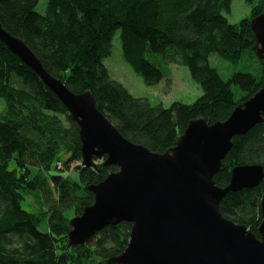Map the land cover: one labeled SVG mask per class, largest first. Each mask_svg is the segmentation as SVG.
<instances>
[{
    "label": "trees",
    "instance_id": "16d2710c",
    "mask_svg": "<svg viewBox=\"0 0 264 264\" xmlns=\"http://www.w3.org/2000/svg\"><path fill=\"white\" fill-rule=\"evenodd\" d=\"M246 1L250 14L230 24L224 14L232 0H47L44 14L36 11L40 0H0V24L71 92H90L97 109L124 138L165 153L190 121L222 122L260 90L264 61L256 55L250 25L264 13V0ZM116 30L124 61L146 85L169 77L147 59L158 55L167 65L185 66L202 95L192 104L173 102L168 108L134 97L104 64ZM211 55L230 62L247 57L259 68L256 74L223 77L210 63ZM0 99V264H117L112 259L128 244L129 223L106 227L82 246L68 243L70 219L93 203L88 187L117 168L104 166V158L93 159L94 167L81 166L76 123L1 41ZM10 162L15 168L9 169ZM249 164L264 169V123L232 138L213 177L215 185L227 186L232 168ZM70 168L74 178L60 174ZM263 195L264 178L253 189L228 193L219 212L259 238Z\"/></svg>",
    "mask_w": 264,
    "mask_h": 264
},
{
    "label": "water",
    "instance_id": "95a60500",
    "mask_svg": "<svg viewBox=\"0 0 264 264\" xmlns=\"http://www.w3.org/2000/svg\"><path fill=\"white\" fill-rule=\"evenodd\" d=\"M250 26L256 55L264 61V13ZM0 41L67 109L79 131L81 166L94 167L93 159L104 158V166L117 168L88 187L94 200L70 219V245L82 246L106 227L129 223L128 244L112 259L117 264H264V195L259 238L219 212L228 193L261 183L263 166H235L223 188L213 181L232 138L264 123V82L226 120L212 125L190 121L170 151L155 153L124 138L97 109L90 92H71L1 24Z\"/></svg>",
    "mask_w": 264,
    "mask_h": 264
},
{
    "label": "rangeland",
    "instance_id": "374dc122",
    "mask_svg": "<svg viewBox=\"0 0 264 264\" xmlns=\"http://www.w3.org/2000/svg\"><path fill=\"white\" fill-rule=\"evenodd\" d=\"M47 0H40L36 11L44 14ZM257 2H254L256 4ZM251 5L246 0H232L229 13L224 16L228 23L236 24L250 14ZM120 31L116 30L112 37V49L109 57L104 61L106 68L112 79L120 82L127 90L138 98H146L152 106L161 105L168 108L173 102L192 104L202 95V90L192 81L188 69L181 64H165L164 59L158 55H147V59L160 68L163 72L168 71L169 77H164L154 86L146 85L142 78L135 74L130 66L124 61L122 56L121 42L119 39ZM210 63L214 65L223 77H227L234 72H250L256 74L259 65L249 58H242L237 62L224 60L217 55H211ZM170 79V85H168ZM4 107V101L0 99V109ZM64 156L62 159H66ZM15 168V163H9V169ZM72 168L60 172L64 176L74 178ZM29 202L32 199L29 197ZM25 210L28 208L23 205ZM41 229L46 230V222L41 223Z\"/></svg>",
    "mask_w": 264,
    "mask_h": 264
}]
</instances>
